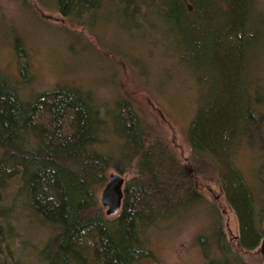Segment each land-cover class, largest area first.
Listing matches in <instances>:
<instances>
[{
    "label": "trees",
    "instance_id": "trees-1",
    "mask_svg": "<svg viewBox=\"0 0 264 264\" xmlns=\"http://www.w3.org/2000/svg\"><path fill=\"white\" fill-rule=\"evenodd\" d=\"M56 1L63 16L89 24L101 21L98 13L109 9L111 15L102 20L122 16L133 24V31L142 33V39L156 41L174 57L176 69L201 91L220 83L219 96L211 93L206 111L189 122L192 157L201 165L212 164L219 175L217 160L223 164L221 183L239 219L240 245L247 251L257 248L264 237L261 0ZM155 18L172 26L174 43L169 52L161 39L168 34L145 33ZM257 44L260 53L254 52ZM14 48L19 54L25 49L19 39ZM27 68L22 64L20 73L28 74ZM218 120L224 123L213 136ZM232 142L231 157L246 150L255 162L252 179L233 159L231 166L226 162ZM116 143V153L105 150ZM110 169L120 174L129 170L133 176L125 183L122 209L106 217L98 192L107 184ZM12 182L17 185L12 204L20 197L28 210L23 225H42L50 232L43 247L34 251L37 264H135L149 254L148 228L206 202L175 154L162 140L151 139L148 124L130 100L116 99L108 107L92 92L62 85L52 91L49 101H29L0 75V199ZM13 211L18 213L0 208V218ZM217 228L221 251L216 256L211 251L216 238L200 237L208 264H249L222 240V230ZM18 235L11 222L0 224V255L7 248L14 257L10 240ZM19 238L26 243L25 252L32 244H27V237Z\"/></svg>",
    "mask_w": 264,
    "mask_h": 264
},
{
    "label": "rangeland",
    "instance_id": "rangeland-1",
    "mask_svg": "<svg viewBox=\"0 0 264 264\" xmlns=\"http://www.w3.org/2000/svg\"><path fill=\"white\" fill-rule=\"evenodd\" d=\"M260 3L264 9V0ZM56 4V0H0V75L11 82L21 98L29 101L36 98L49 101L52 91L62 85L92 92L102 105L108 107L116 99L130 100L148 124L151 139L158 138L167 145L191 174L206 200L203 207L181 212L148 228L145 244L149 254L135 264H208L210 260L204 255L200 237L216 238L217 227L222 230V240L225 238L231 250L245 262L264 264V237L253 250L247 251L240 245L239 219L227 201L221 183L223 164L215 159L220 168L219 175L212 164L201 165L192 157L188 138L189 122L206 111L211 102V93L215 91L216 97L219 96V89L216 91V88L220 83L217 87L208 84L201 91L182 70L176 69L174 57L166 54L156 41L142 39V33L133 31V24L122 16L113 17V21L102 20L109 17L107 14L111 15L109 9L98 13L97 17L101 21L89 24L78 18L63 16ZM113 11L112 15L115 16L118 8ZM151 24L144 28L147 30L145 33L161 31L163 35L168 34L169 37L164 39L161 36V39L169 52L174 38L172 26L159 18L153 19ZM155 27L158 30L156 32L151 30ZM16 39L25 47L20 54L14 48ZM260 50L257 44L254 52L260 53ZM22 64L28 67L26 75L20 73ZM217 123L219 126L211 131L213 136L215 129L219 130L224 121L218 120ZM232 145L233 142L226 162L231 166L233 159L246 178L252 179L255 162L246 150L231 157ZM116 146L117 143L109 144L105 150L116 153ZM216 148L221 150L220 146ZM113 172L119 173L110 169L108 175ZM132 174L129 170L121 174L125 183L132 178ZM15 183L6 192L1 191L3 197L0 199V208L9 207L18 213L13 211L9 216L0 218V224L6 226L11 222L16 234L27 237V244L32 245L24 252L26 243H21L20 238L16 237L10 240L14 257L2 245L4 253L0 255V261L37 264L34 251L43 247L50 232L42 225H23L28 210L24 209L20 197L12 204V194L17 190ZM103 188L98 192V199L102 213L111 217L106 214L107 207L100 200ZM5 235L8 236V232L5 231ZM219 245L221 242L216 238L211 249L212 256H216L218 250L221 251Z\"/></svg>",
    "mask_w": 264,
    "mask_h": 264
},
{
    "label": "water",
    "instance_id": "water-1",
    "mask_svg": "<svg viewBox=\"0 0 264 264\" xmlns=\"http://www.w3.org/2000/svg\"><path fill=\"white\" fill-rule=\"evenodd\" d=\"M125 178L120 173L109 174V180L101 192V203L107 207L106 214L116 215L123 206Z\"/></svg>",
    "mask_w": 264,
    "mask_h": 264
}]
</instances>
